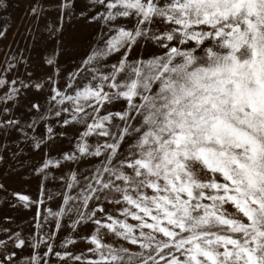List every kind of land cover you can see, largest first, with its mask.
I'll list each match as a JSON object with an SVG mask.
<instances>
[{"label": "snow or ice", "instance_id": "6c2138e0", "mask_svg": "<svg viewBox=\"0 0 264 264\" xmlns=\"http://www.w3.org/2000/svg\"><path fill=\"white\" fill-rule=\"evenodd\" d=\"M0 264H264V0H0Z\"/></svg>", "mask_w": 264, "mask_h": 264}, {"label": "rangeland", "instance_id": "374dc122", "mask_svg": "<svg viewBox=\"0 0 264 264\" xmlns=\"http://www.w3.org/2000/svg\"><path fill=\"white\" fill-rule=\"evenodd\" d=\"M19 15H20L19 10H17L16 12L13 13V18L16 19V18L19 17ZM29 215H30V214H29ZM21 227L24 228L25 231H26L27 228H28V225H27L26 223H24V224H21Z\"/></svg>", "mask_w": 264, "mask_h": 264}]
</instances>
